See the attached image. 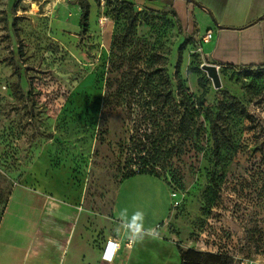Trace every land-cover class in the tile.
Instances as JSON below:
<instances>
[{"label": "rangeland", "instance_id": "obj_1", "mask_svg": "<svg viewBox=\"0 0 264 264\" xmlns=\"http://www.w3.org/2000/svg\"><path fill=\"white\" fill-rule=\"evenodd\" d=\"M16 1L0 0V264H20L36 229L26 264H58L82 242L85 264L103 241L130 249L137 213L182 250L264 264V72L220 67L214 88L199 31L169 8L90 0L93 22L72 33L74 11L67 26L57 5L51 18ZM221 113L239 146L214 169L209 119ZM141 166L161 179L126 176Z\"/></svg>", "mask_w": 264, "mask_h": 264}, {"label": "crops", "instance_id": "obj_2", "mask_svg": "<svg viewBox=\"0 0 264 264\" xmlns=\"http://www.w3.org/2000/svg\"><path fill=\"white\" fill-rule=\"evenodd\" d=\"M136 3L147 2L154 8H169L175 10L178 14L180 24L185 27L193 28L199 31L200 37H203L207 31H211L212 38L204 43V51L210 63L218 64L223 68H241V67H261L264 66V0H127ZM71 2V3H70ZM79 0H31L35 3L38 11L41 9L46 17L53 18V7L58 6L56 17L65 21L69 26L72 17V11L76 14V23L72 30L68 32L76 33L80 30L79 15L81 12ZM89 2V14L91 10L95 12L96 8L92 1ZM18 0L12 8H17ZM198 3L199 5H196ZM161 5L153 6V5ZM22 7V6H20ZM40 14V12H39ZM93 15V13H92ZM93 16H89V26L93 22ZM222 68V67H221ZM239 70V69H236ZM60 173V172H57ZM151 175V174H150ZM155 176V175H154ZM161 179V177L156 176ZM17 183V182H16ZM21 183V182H20ZM19 182L17 184H20ZM21 183L20 185H22ZM51 185V184H50ZM54 185V184H52ZM168 189H170L168 187ZM171 191V190H170ZM44 193V192H43ZM46 195V194H42ZM53 199L46 196L42 206L48 207ZM72 201H74L72 199ZM8 203L5 204L6 210ZM143 215V214H142ZM143 216L135 220L139 224ZM163 225L167 219L163 221ZM133 224V223H132ZM124 225L125 237L132 240L130 249L124 250V242L118 238L109 239L119 244L116 257L111 261L102 259L103 247L106 241L100 245V254L96 258L95 253L92 258H88V264H180V255L174 238H164L161 232H158V225L144 227L138 225L140 233L147 232L148 229H156V235H141L137 238L134 235V228ZM37 229L30 237L25 246L20 264H26L29 257L33 241L36 237ZM70 244V243H69ZM84 247H83V246ZM85 243L82 242L67 259L64 247L61 251L58 264H85ZM89 248V247H88ZM90 249V248H89ZM102 251V252H101ZM83 254V255H82ZM81 255L83 257H81Z\"/></svg>", "mask_w": 264, "mask_h": 264}, {"label": "trees", "instance_id": "obj_3", "mask_svg": "<svg viewBox=\"0 0 264 264\" xmlns=\"http://www.w3.org/2000/svg\"><path fill=\"white\" fill-rule=\"evenodd\" d=\"M98 2V0H96ZM79 6L81 9L80 15H79V25H80V30L81 31H86L88 29L89 23V2L88 0H79ZM124 5H128L125 2H122ZM15 6V4H14ZM172 16L175 18V20L179 21L178 14L177 12L173 9L172 10ZM190 29V28H187ZM127 36H129L132 32V24H128L126 28ZM124 46V45H122ZM223 68V66H221ZM230 69H239L240 72H245L248 74L252 75H257L260 76V72H264V66L261 67H241V68H231ZM135 83H129L127 88L125 90H130L134 89ZM229 112H235L238 111V115L240 117H245L246 113L242 108L238 106L236 102H231L228 104L227 108H225ZM226 117V116H225ZM224 114L221 113L219 114V119H209V131H210V137L212 140V162H213V168L216 169L217 165L221 164L224 156L221 155V152L223 150H232L236 151L239 144L237 141V138L235 137L234 133L232 132L231 128L227 124L225 120ZM141 170H138L137 172H131L130 175H135V174H140V173H148L151 175L158 176L154 174L150 169L149 170H143L144 166H141ZM124 176V177H126ZM123 177V178H124ZM224 180V174H219V195H220V190H221V184L223 183ZM209 181L213 183L212 185L216 187V172L211 171L209 173ZM218 189V188H217ZM208 195L210 197H217L218 193L217 190L215 192H212V189L209 190ZM209 205L210 202H213V199L209 198L208 200ZM5 207V205H4ZM4 207L2 209V212L4 211ZM1 212V213H2ZM179 255H180V264H232V259L230 256L227 254L220 252L219 254L215 253H210V252H202L199 250L195 249H187V250H182L178 245H177ZM258 253V251H256Z\"/></svg>", "mask_w": 264, "mask_h": 264}, {"label": "built area", "instance_id": "obj_4", "mask_svg": "<svg viewBox=\"0 0 264 264\" xmlns=\"http://www.w3.org/2000/svg\"><path fill=\"white\" fill-rule=\"evenodd\" d=\"M211 38H212L211 31H207L205 33V35H203V37L201 38V40H202L203 43H206ZM215 65L217 66V70L219 71V69H220L221 66H219L218 64H215ZM125 245L127 247H129L130 246V242L129 241L126 242ZM118 247H119V244L118 243L113 242L111 240L107 241V244L105 246V249L102 252V256H101L102 259L103 260H107V261H111L114 258L115 254L117 253ZM240 264H257V262L255 260H249V261L243 260V261H241Z\"/></svg>", "mask_w": 264, "mask_h": 264}, {"label": "water", "instance_id": "obj_5", "mask_svg": "<svg viewBox=\"0 0 264 264\" xmlns=\"http://www.w3.org/2000/svg\"><path fill=\"white\" fill-rule=\"evenodd\" d=\"M199 5L198 3H195ZM201 69L206 73L207 77L211 80L214 88H220L222 86L220 74L217 70V66L213 63H203Z\"/></svg>", "mask_w": 264, "mask_h": 264}, {"label": "clouds", "instance_id": "obj_6", "mask_svg": "<svg viewBox=\"0 0 264 264\" xmlns=\"http://www.w3.org/2000/svg\"><path fill=\"white\" fill-rule=\"evenodd\" d=\"M140 216H142V213H137L136 216L133 218L134 221H135L137 218H139ZM128 227H130V228H134V233H133V234L136 235L137 238H140L141 235H156V234H158L156 229H148L147 232L141 234V233H140V228H139V226H138V225H135L134 223L131 224V225H129Z\"/></svg>", "mask_w": 264, "mask_h": 264}]
</instances>
